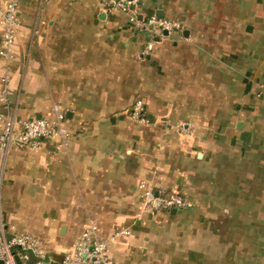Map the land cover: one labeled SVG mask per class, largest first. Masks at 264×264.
I'll return each instance as SVG.
<instances>
[{
  "label": "crops",
  "instance_id": "0c3cea01",
  "mask_svg": "<svg viewBox=\"0 0 264 264\" xmlns=\"http://www.w3.org/2000/svg\"><path fill=\"white\" fill-rule=\"evenodd\" d=\"M140 6L183 26L158 37L103 0H19L0 110L63 112L68 135L7 153V225L60 254L91 215L117 264H264V0ZM137 96L150 123L128 112ZM142 181L190 204L145 211Z\"/></svg>",
  "mask_w": 264,
  "mask_h": 264
},
{
  "label": "built area",
  "instance_id": "2783aa9c",
  "mask_svg": "<svg viewBox=\"0 0 264 264\" xmlns=\"http://www.w3.org/2000/svg\"><path fill=\"white\" fill-rule=\"evenodd\" d=\"M141 0H103V5L108 9H118L125 12L130 22L140 29L149 31L158 37L165 36L167 30L171 32L180 29L183 23L156 14H144L141 11ZM19 0H7L0 7V54L10 58L12 56L14 36V23L18 14ZM148 50L144 49L143 53ZM10 72L7 71L2 80L7 91V82ZM133 116L149 123L151 117L145 112V102L142 97L135 100L132 109ZM65 114L57 111L55 117L43 116L18 117L6 115L0 110V119L4 120L3 129L0 132V264H51L57 261L60 264H117L108 251V242L99 235V226L93 219H88L81 233L71 247L65 249L61 257L48 248L46 241L30 230L18 228L14 225L8 226L5 212L2 207V176L5 156L13 147H29L37 149L46 138L54 135H68L67 129L62 121ZM185 123L182 125L185 127ZM142 206L145 211L158 209L170 210L172 208H183L190 201L176 189L154 188L144 181L140 183ZM129 228L114 230L113 237L131 234Z\"/></svg>",
  "mask_w": 264,
  "mask_h": 264
},
{
  "label": "rangeland",
  "instance_id": "374dc122",
  "mask_svg": "<svg viewBox=\"0 0 264 264\" xmlns=\"http://www.w3.org/2000/svg\"><path fill=\"white\" fill-rule=\"evenodd\" d=\"M138 97H140V96H137L136 98H138ZM136 98L131 102V104H130V106H129V108H128V112L130 113V115L132 116V118H133V120H135L136 122H139V123H145V122H143V121H140L139 119H137L136 117H134L133 116V111H132V109H133V107H134V105H135V100H136ZM144 99V98H143ZM144 102H145V112L149 115V108H148V104H147V102L144 100ZM150 116V115H149ZM151 117V116H150ZM151 121H152V118H151ZM150 121V122H151ZM149 122V123H150ZM183 123L184 122H180V123H178L177 125L180 127V128H182V125H183ZM6 215H7V212H6ZM88 219H94V217L93 216H91V215H89V216H86V220H85V224L87 223V221H88ZM85 224H84V226H85ZM83 226V227H84ZM19 227H23V226H19ZM34 232V231H33ZM60 254H62L61 252H60ZM60 254H55V256H59Z\"/></svg>",
  "mask_w": 264,
  "mask_h": 264
},
{
  "label": "water",
  "instance_id": "95a60500",
  "mask_svg": "<svg viewBox=\"0 0 264 264\" xmlns=\"http://www.w3.org/2000/svg\"><path fill=\"white\" fill-rule=\"evenodd\" d=\"M141 2V1H140ZM159 16H161V15H159ZM166 34L168 33V31L167 30H165L164 31ZM176 210V208H172V211H175ZM65 226L63 225V227L62 228H64ZM61 232H64V230L62 229V231ZM18 262H19V264H22V262H21V260L18 258ZM51 264H60L59 262H57V261H52L51 262Z\"/></svg>",
  "mask_w": 264,
  "mask_h": 264
}]
</instances>
